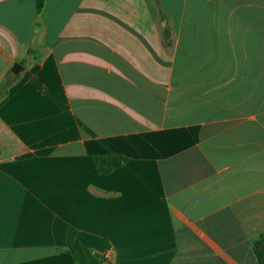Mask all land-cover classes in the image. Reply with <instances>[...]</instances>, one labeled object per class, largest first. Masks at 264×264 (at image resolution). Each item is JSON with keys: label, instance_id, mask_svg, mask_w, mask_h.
Segmentation results:
<instances>
[{"label": "crops", "instance_id": "crops-1", "mask_svg": "<svg viewBox=\"0 0 264 264\" xmlns=\"http://www.w3.org/2000/svg\"><path fill=\"white\" fill-rule=\"evenodd\" d=\"M5 80L0 264H257L264 0H0Z\"/></svg>", "mask_w": 264, "mask_h": 264}, {"label": "trees", "instance_id": "trees-1", "mask_svg": "<svg viewBox=\"0 0 264 264\" xmlns=\"http://www.w3.org/2000/svg\"><path fill=\"white\" fill-rule=\"evenodd\" d=\"M36 13L39 15L45 6V0H34ZM10 80H5L0 84V96L6 92ZM126 162L125 158L117 156H95L92 157V164L95 174L99 177L106 176L119 168ZM252 250L256 258L257 264H264V235H259L252 243ZM102 261L100 256L97 255ZM105 262V261H104ZM108 264V263H106Z\"/></svg>", "mask_w": 264, "mask_h": 264}]
</instances>
